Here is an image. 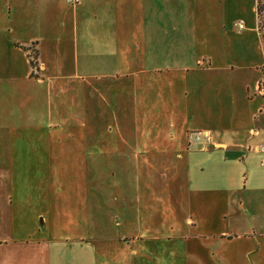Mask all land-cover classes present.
Returning <instances> with one entry per match:
<instances>
[{"label": "crops", "instance_id": "1", "mask_svg": "<svg viewBox=\"0 0 264 264\" xmlns=\"http://www.w3.org/2000/svg\"><path fill=\"white\" fill-rule=\"evenodd\" d=\"M167 2L172 9L183 5L198 12L193 13V28L183 31L179 42L185 50L173 51L174 64L161 66L169 48L160 49L164 34L155 19L144 16L149 4L156 6L158 0H79L76 5L62 0H0V223L7 222V229L0 225L4 228L0 229V264H103L97 242L108 246L104 264L112 256V247L116 261L124 257L129 264H146L144 254L131 246L143 237L106 236L109 229H96L103 227L97 221L110 217L105 214L106 197L117 201L109 185L105 181L96 184L95 178L101 161L105 166L119 156L109 148L110 137L96 143L97 137L105 138L112 130L108 125L107 131L96 133V122H118L104 94L102 102L81 100L73 105V112L60 100L48 106L46 97L42 104L33 105L43 112L44 119L38 123L35 114L39 110L28 107L31 97L52 90L54 78L46 75L42 60L53 57L57 49L42 37L49 10L56 12L61 33L73 36L76 55L80 35L96 42L102 36L118 39L117 45L94 43L86 51L100 52L89 56L110 59L105 60L106 66L125 79L134 73L215 74V85L205 82L198 94L199 119L210 126L203 129V138L187 147L184 158L185 208H195L197 218V222L188 218L185 223L200 232L199 264H264V168L260 165L264 156V32L257 31L255 13L256 4L264 0ZM209 9L219 11L211 23L207 21ZM208 24L218 27L215 36L221 39L222 50H209ZM128 38L134 40L133 49L121 44ZM124 49L135 58L130 66ZM120 58L123 66L116 61ZM89 89L95 94L97 88L91 85ZM113 102L117 108L121 104L119 99ZM172 153L161 163L177 164L179 153L173 148ZM118 210L113 216L118 227L128 216L130 226L138 228L145 217L139 208L129 215L121 207ZM147 213V219L155 216L152 209ZM219 224L225 228H218ZM57 230L80 231L86 236H57ZM152 239L165 243L170 237L160 238L163 242ZM182 239L185 243L188 236L183 234ZM182 260L191 264L187 257Z\"/></svg>", "mask_w": 264, "mask_h": 264}, {"label": "rangeland", "instance_id": "2", "mask_svg": "<svg viewBox=\"0 0 264 264\" xmlns=\"http://www.w3.org/2000/svg\"><path fill=\"white\" fill-rule=\"evenodd\" d=\"M155 4H149L144 10V16L155 19L158 23V30L164 34V37L161 38L160 49L164 47L166 51L167 47L169 48L168 58L163 61L164 64L160 59L159 64L162 63L161 66L171 65L174 64V61L170 54H173V51L185 50L186 47L179 46V42L183 39V31L186 32L187 29L193 28V18L195 20L193 13L198 11L183 9V5L174 6L175 9L169 8L170 3L167 0H158V4L153 6ZM207 12L209 15L207 21L210 23L213 17H218V10L209 9ZM55 13L52 10L48 11L46 32L42 34L46 41L45 44H49L51 47L57 46L53 57H43L42 59L47 65L46 75L54 78L50 85L52 90L48 91V95L42 91L39 97H31L28 107L30 108L32 105L31 108L34 110L35 106L33 105L35 103L42 104L47 97L48 106L50 103L60 100V104L67 111L73 112V105L76 107L81 100L90 99L94 103L95 100L101 101L104 94L105 103L110 104L111 114L114 112L117 114L118 122H96L95 127L97 133L99 130L100 132L107 131L105 127L108 125L112 126L107 137H97L96 143L105 142L106 138L110 137L112 142L109 148L114 149V153L119 155L105 166L101 161L100 167L96 166L95 168L96 184L105 181L110 190L117 194V201H114L112 196L106 197L105 205L108 210L105 211V214L110 217L108 220L97 221L98 225L103 227L96 229H109V233H104L106 236L116 237L132 234L136 237H143V241H134L131 246L139 253L144 254L146 264H184L183 256L188 258L187 262L199 264L200 232L185 223L188 218L197 222V218L195 217V208L190 211L185 208L186 184L183 165L187 147L203 138V129L210 126L209 123L199 119L198 94L204 89L202 85L205 82L208 85H215V74L205 72L172 73L171 75L164 72L160 74L134 73L125 79L121 77V73L111 71L106 66L105 60L110 61V59L92 57L87 54L95 55L100 52L86 51L87 48L93 49L94 43L117 45L118 39L115 41L114 37L106 39L102 36L96 42L93 41L94 39H88L87 35H80L79 50L76 55L73 36L71 33H61ZM209 25L206 36L209 50H222L221 39L215 36L218 34V27ZM191 37H193V32ZM133 41V38L131 41L128 38L121 44L133 49L135 44ZM122 54L127 56L129 66L135 61L134 57L129 56L132 53L128 49H124ZM31 59L34 60V55L31 56ZM215 59L219 60L218 57ZM116 61H120L118 64L123 66L121 58ZM32 65L34 67V63ZM132 67L136 70L135 64ZM73 76L79 78L73 79ZM103 76H107L108 79ZM117 76L118 79H116ZM57 78L58 80H55ZM91 85H95L97 88L95 94L89 89ZM87 86L88 89H86ZM115 99L121 101L118 108L113 102ZM169 107H171V111L168 113ZM35 109L39 110L35 114L38 123L44 119V116L40 108ZM172 148L176 153H179V160H177V164L166 166L161 163V159L173 155ZM146 158L151 160L148 161ZM120 207L126 211L127 215L139 208L142 216H145L140 227H136V229L134 225L130 226L132 220L127 215L123 223L121 221V226H116L113 216L118 214ZM151 209L155 212L153 213L155 216L153 219H147L146 215L149 214L147 212ZM0 225L7 229V222H2ZM218 226V228H225L221 224ZM3 227L0 229H4ZM55 234L64 237L86 236L80 231L70 233L57 230ZM183 234L188 236V241L185 243L182 239ZM95 236L99 237L100 235ZM166 236L170 237V240L165 243L152 239L157 237L163 242L160 238H166ZM175 242L179 248H176ZM186 244L187 246H184ZM96 245L99 261H103L104 264V251L108 246L101 242H97ZM127 249V247L124 248L125 251ZM114 251L115 249L112 247L110 251L112 256L107 260V264H129V260L124 257L116 261Z\"/></svg>", "mask_w": 264, "mask_h": 264}, {"label": "built area", "instance_id": "3", "mask_svg": "<svg viewBox=\"0 0 264 264\" xmlns=\"http://www.w3.org/2000/svg\"><path fill=\"white\" fill-rule=\"evenodd\" d=\"M69 3L70 5H76L79 0H62ZM256 20H257V31L264 32V4L257 3L255 6ZM238 28L242 29L243 25L238 24ZM263 151V150H262ZM264 153V152H263ZM260 165L264 168V156L260 160Z\"/></svg>", "mask_w": 264, "mask_h": 264}]
</instances>
